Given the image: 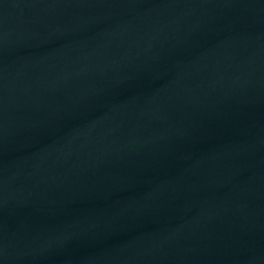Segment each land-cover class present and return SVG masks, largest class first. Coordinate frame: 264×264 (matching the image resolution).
Listing matches in <instances>:
<instances>
[{"label":"water","instance_id":"1","mask_svg":"<svg viewBox=\"0 0 264 264\" xmlns=\"http://www.w3.org/2000/svg\"><path fill=\"white\" fill-rule=\"evenodd\" d=\"M0 264H264V0H0Z\"/></svg>","mask_w":264,"mask_h":264}]
</instances>
